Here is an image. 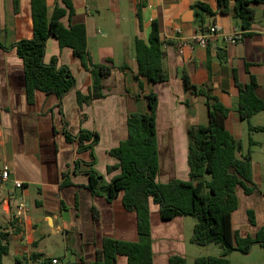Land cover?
<instances>
[{
	"label": "crops",
	"instance_id": "1",
	"mask_svg": "<svg viewBox=\"0 0 264 264\" xmlns=\"http://www.w3.org/2000/svg\"><path fill=\"white\" fill-rule=\"evenodd\" d=\"M74 15L63 19L66 26L85 25L88 48L95 64L111 61L112 75L104 81L106 97L79 106L77 93L87 95L93 77L68 48L60 49L50 37L45 62L57 58L68 66L76 79L75 88L59 105L55 95L36 92L29 102L26 92L23 61L14 45L33 37L30 0H0V166L11 171L8 182L0 187V221L11 234L10 252L4 258L34 264L38 259H58L60 264H97V252L105 239L138 242V220L135 212L123 205V193L108 200L106 194L93 195L88 189L89 177L74 173L75 161H91L89 152H79L77 143L66 140L64 129L78 135L82 130L97 133L94 148V169L103 178V185L122 174L119 161L110 152L128 138V117L148 114L150 93L158 96L157 139L159 175L157 181L189 180V129L207 125L209 110L205 98L185 91L181 75L185 72L196 86L211 85L212 94L229 109L225 120L227 131L245 153L250 142L254 190L240 193L239 209L232 216L235 234L253 237L264 229V132H249V123L238 114L239 83L246 85L251 76L258 81L256 95L264 102V5H256V16L249 32L235 44L225 42L237 26L234 14L218 11L217 0H148L138 11L141 0H72ZM61 0H47L49 14ZM198 3L208 5L214 16L207 15ZM262 16V17H260ZM157 21L164 44L165 66L169 81L150 84L137 79L138 63L134 55L135 39L146 43ZM203 24V25H202ZM219 27V34L209 39L206 47L192 45L200 27ZM241 30V29H240ZM180 41L188 46L180 54ZM192 46V47H191ZM226 50L227 62L219 60ZM250 125L264 126V112L255 115ZM69 174L71 186H64ZM14 181L23 187L16 189ZM24 206V211L20 207ZM254 216V224L251 222ZM151 243L153 264H169L173 257H182L194 264L198 257H221L223 248L198 246L190 239L197 219L176 216L165 221L160 207L150 201ZM15 229L20 230L13 234ZM213 248V249H212ZM259 244L253 245L250 256ZM55 249L66 251L53 253ZM264 250V249H263ZM197 253V254H196ZM233 251L228 258L238 264ZM242 254V253H241ZM39 257L36 259V257ZM115 264H128L119 257ZM264 264V260L262 263Z\"/></svg>",
	"mask_w": 264,
	"mask_h": 264
},
{
	"label": "trees",
	"instance_id": "2",
	"mask_svg": "<svg viewBox=\"0 0 264 264\" xmlns=\"http://www.w3.org/2000/svg\"><path fill=\"white\" fill-rule=\"evenodd\" d=\"M33 22V37L23 39L14 45L25 69L26 92L29 102H33L35 93L55 95L59 105L63 98L76 86V79L68 66L60 65L55 57L51 63L45 62L47 41L54 37L60 49L68 48L83 68L93 77L92 87L87 95L77 93L79 106L90 104L94 100L106 97L104 81L112 75L111 61L106 64L93 63L89 48L86 26H66L63 19L74 15L72 0H61L49 14L47 0H30ZM148 0H141L138 15ZM256 5H264V0H217L218 11L226 15L232 12L234 19L244 33L249 32L256 16ZM18 9V0H14ZM207 15L214 16L208 5L198 3ZM203 25V24H202ZM201 31H206L204 26ZM0 46L4 45L0 42ZM133 51L138 63L137 79L145 78L150 84L169 81L165 66V50L161 40L159 24L152 23L149 40L146 43L135 39ZM219 60L227 62L226 50L219 53ZM235 83L239 89L238 114L242 121L249 123V132H264V126L250 125V120L264 112V102L256 95L258 81L251 76L248 84L239 83L235 71ZM185 91L205 98L209 110L207 125L193 126L189 129V180H172L169 183L157 181L159 175V155L157 139L158 96L150 93L148 114H131L128 117V138L110 154L118 159V168L122 174L103 185V178L94 169V148L99 143V135L82 130L78 135L71 134L66 128L67 142L77 143L79 152H89L90 162L75 161L74 173L82 172L89 177L87 189L95 196L106 194L110 201L123 193V205L128 211L135 212L138 220V242L105 239L102 249L97 252V264H115L119 257H125L128 264H153L151 243L150 201L160 207L161 217L168 221L176 216H190L197 219L191 236V243L197 246L220 245L221 257H198L194 264H231L228 256L233 251L248 255L255 244L264 249V229L253 237H240L235 234L232 216L239 209L240 193L249 195L254 190L252 150L243 153L242 147L227 131L225 120L229 109L213 94L211 85H193L188 75H181ZM69 174L65 175L64 186H71ZM1 187V182H0ZM1 207V201H0ZM254 224V216L251 215ZM13 234L20 230L15 229ZM12 233L3 227L0 221V264L10 252ZM39 258L38 256L36 259ZM15 264H27L16 260ZM74 264V263H70ZM169 264H187L182 257H173Z\"/></svg>",
	"mask_w": 264,
	"mask_h": 264
},
{
	"label": "built area",
	"instance_id": "3",
	"mask_svg": "<svg viewBox=\"0 0 264 264\" xmlns=\"http://www.w3.org/2000/svg\"><path fill=\"white\" fill-rule=\"evenodd\" d=\"M220 30L217 25H212L208 30L199 31L196 37L193 39L191 44L200 45L206 47L208 45L209 39L215 37L219 34ZM225 42L229 44H235L237 41L243 38V31L240 29H235L231 34L224 37ZM188 46L187 41H180L178 45L179 53L182 54L184 48ZM192 47V46H191ZM11 176V171L9 167L3 166L0 168V182L5 183L8 182ZM14 186L16 189H21L23 187V183L21 181H14ZM24 206L20 207V211H24ZM34 264H60L58 259H38L34 262Z\"/></svg>",
	"mask_w": 264,
	"mask_h": 264
},
{
	"label": "rangeland",
	"instance_id": "4",
	"mask_svg": "<svg viewBox=\"0 0 264 264\" xmlns=\"http://www.w3.org/2000/svg\"><path fill=\"white\" fill-rule=\"evenodd\" d=\"M211 245H213L212 247L222 248L220 245H217V244H211ZM192 247L196 250L200 249L197 245H194ZM57 252H60V254L62 253L63 255L66 251L65 250L59 251L58 249H55L53 251V253H57ZM236 255H238L239 260H240L238 261V264H259V263H262V261L264 260V250L261 248H256L255 252L253 254H250V256H244L241 253H236ZM233 262L234 264H236V261H234V259H233ZM6 264H13L11 257L6 258Z\"/></svg>",
	"mask_w": 264,
	"mask_h": 264
},
{
	"label": "water",
	"instance_id": "5",
	"mask_svg": "<svg viewBox=\"0 0 264 264\" xmlns=\"http://www.w3.org/2000/svg\"><path fill=\"white\" fill-rule=\"evenodd\" d=\"M2 167H3V165L0 166V168H2Z\"/></svg>",
	"mask_w": 264,
	"mask_h": 264
}]
</instances>
